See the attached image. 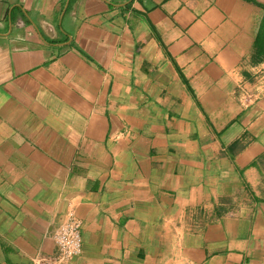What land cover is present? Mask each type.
I'll use <instances>...</instances> for the list:
<instances>
[{
    "label": "crops",
    "instance_id": "1",
    "mask_svg": "<svg viewBox=\"0 0 264 264\" xmlns=\"http://www.w3.org/2000/svg\"><path fill=\"white\" fill-rule=\"evenodd\" d=\"M263 24L264 0H0V264H264Z\"/></svg>",
    "mask_w": 264,
    "mask_h": 264
},
{
    "label": "built area",
    "instance_id": "2",
    "mask_svg": "<svg viewBox=\"0 0 264 264\" xmlns=\"http://www.w3.org/2000/svg\"><path fill=\"white\" fill-rule=\"evenodd\" d=\"M82 225L81 218L71 210L54 234L58 248L52 258L54 261L62 263L81 254L83 249Z\"/></svg>",
    "mask_w": 264,
    "mask_h": 264
},
{
    "label": "trees",
    "instance_id": "3",
    "mask_svg": "<svg viewBox=\"0 0 264 264\" xmlns=\"http://www.w3.org/2000/svg\"><path fill=\"white\" fill-rule=\"evenodd\" d=\"M258 42L260 43V52L264 54V24L258 37Z\"/></svg>",
    "mask_w": 264,
    "mask_h": 264
}]
</instances>
